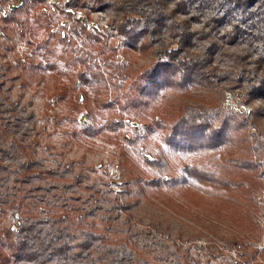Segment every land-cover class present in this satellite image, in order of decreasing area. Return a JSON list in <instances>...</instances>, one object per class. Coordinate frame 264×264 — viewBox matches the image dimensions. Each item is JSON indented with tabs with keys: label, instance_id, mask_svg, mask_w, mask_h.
Listing matches in <instances>:
<instances>
[{
	"label": "rangeland",
	"instance_id": "obj_1",
	"mask_svg": "<svg viewBox=\"0 0 264 264\" xmlns=\"http://www.w3.org/2000/svg\"><path fill=\"white\" fill-rule=\"evenodd\" d=\"M128 9L142 21L143 13L161 10L156 38L167 42L184 31L190 41L181 53L207 54L220 82L163 88L158 105L174 115L190 105L217 126L237 119L236 137L219 147L223 157L216 161L198 151L189 157L220 165L227 176H245L241 187L221 192L189 183L188 191H170L166 186L156 190L142 179L128 181L149 170L128 140L143 132L144 123L128 101L112 98L134 93L136 81L156 62L154 47L144 44L153 32L142 30V21L128 35L118 29ZM74 19L85 28L73 31ZM80 52L90 58H81ZM118 66L122 71L116 73ZM236 83L239 90L228 92ZM258 85L262 88L254 90ZM240 90L258 93L242 95ZM7 100H17L22 115L31 112L34 129L29 133L14 124ZM151 136L172 162L183 158L156 132ZM12 138L15 145L30 142L37 170L28 181L12 180L16 163L24 158L23 152L9 155ZM263 160L264 0L239 5L228 0H0L1 198L21 196L20 206L31 215L42 208L73 230L74 240L83 236L82 221L103 226L116 211L114 202L127 200L130 221L120 215L106 230L104 243L97 239L89 246L93 255L125 246L132 260L143 264H264ZM76 172L80 182L70 188L64 180ZM61 197L76 204L82 221L64 216L62 201L57 203ZM19 212L0 201V230L13 224ZM155 222L167 227L170 240L158 233L143 239L134 231ZM128 224L131 236L124 229ZM6 263L0 251V264Z\"/></svg>",
	"mask_w": 264,
	"mask_h": 264
},
{
	"label": "trees",
	"instance_id": "obj_2",
	"mask_svg": "<svg viewBox=\"0 0 264 264\" xmlns=\"http://www.w3.org/2000/svg\"><path fill=\"white\" fill-rule=\"evenodd\" d=\"M228 1L234 5H239L251 3L253 0ZM160 11L157 10L156 12L154 10L152 14L150 12L143 13L146 19L142 21L141 16H132L133 10L128 9L122 13L118 27L119 30L125 31L128 35L133 33V30L142 21V30L153 32L144 39V44L154 47L153 55L156 59L153 66L145 71L139 81H136L138 82V89L134 93L129 91V93H126V98L123 96L121 98L113 96L112 98L120 104H125L128 101L144 123L143 132L140 135L136 133L128 135V140L133 152L142 161V164L147 165L149 170L145 176L139 174L136 178L128 181L134 182L142 179L156 190L160 186H166L170 191H176L177 189L188 191L190 188L189 183L221 192L230 191L235 186L241 187L246 181L245 176L239 179L234 178L233 175L227 176L225 168L220 165L211 161L204 162L199 158L189 157V153L193 151L203 152L216 161L223 157L219 147L223 142L236 137V124H240L237 119H234V124H231L229 120H224L217 126L206 114L190 105L186 106L177 115L165 111L162 106L158 105L162 101L159 93L163 88L178 91L189 84H195L196 81L216 84L221 80L210 69L206 53L191 54L186 51L181 53L182 45L184 46L190 41L184 31L176 32V38L173 36V39L167 42L154 36L155 26L159 23V16L162 14V11ZM81 27L85 28L79 20H72L71 29L73 31L76 32ZM85 55L84 52H80L81 58L85 59ZM103 63L106 62L103 61ZM113 69L116 73L122 71L119 66ZM117 85L122 86V84ZM239 87L241 85L236 83L232 84L231 88L227 90L233 93L239 90ZM260 88L262 87L258 85L253 89ZM240 91L243 92L242 95L245 93H258L246 92L248 90ZM17 102V100H7L5 109L15 119L14 124L17 127H24L25 131L29 133L30 130L34 129L32 114L28 112V114L22 115L18 112L16 110ZM139 105H141V108ZM151 105L154 109L150 112L148 108ZM152 132L158 134L160 140L169 147L172 153H179L183 158L179 157L176 163L172 162L167 152L162 151L159 139L151 136ZM15 140L14 138L9 155L13 157L15 153L23 152L24 158L16 163L12 180L13 182L28 181L31 172L37 170L34 166L35 160L32 157V152L29 153L30 142L15 145ZM243 164L248 165L249 162L245 161ZM61 177L64 176L61 174ZM80 178L81 174L76 172L64 181L67 186L73 188L72 185L80 182ZM21 198L20 196L18 199H2L0 193V201L8 204L17 213L20 211L13 224L6 225L0 230V251L5 254L6 264H16L18 260L31 262L28 264H143L140 261H133L131 258L132 253L130 251L128 253L125 246L115 249L107 248L103 252L98 251L97 256L93 255V248H89V246L93 247L94 240L99 239L104 243V240L107 239L106 230L117 223L120 215H125V222L130 221L129 207L131 204L127 200L114 202L111 209L115 208V213H112L111 217H105V221L108 222H104L103 226H97L91 222L82 221L84 218L83 212L76 213L77 208L74 202L67 201L65 198L62 199V197L59 198L57 203L62 201L59 205L63 207L64 216L75 215L78 220L82 221L80 230L83 236L74 240L75 232L69 230L67 225H60L55 216L45 214L42 208L36 207L37 213L35 212L36 214L33 213L32 215L23 211L20 206L23 203ZM90 211L94 210L91 209ZM124 229L127 231L128 236H131L129 234V224ZM134 231H136V234H141L143 239L146 237L154 238V233H158L162 238H167L165 240L171 238L167 227L159 224V222L145 225L143 228H137Z\"/></svg>",
	"mask_w": 264,
	"mask_h": 264
}]
</instances>
